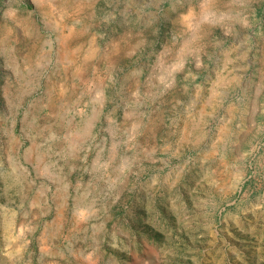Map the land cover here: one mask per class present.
Instances as JSON below:
<instances>
[{
	"label": "rangeland",
	"instance_id": "1",
	"mask_svg": "<svg viewBox=\"0 0 264 264\" xmlns=\"http://www.w3.org/2000/svg\"><path fill=\"white\" fill-rule=\"evenodd\" d=\"M0 264H264V0H0Z\"/></svg>",
	"mask_w": 264,
	"mask_h": 264
}]
</instances>
